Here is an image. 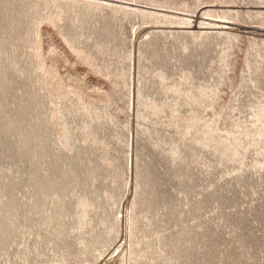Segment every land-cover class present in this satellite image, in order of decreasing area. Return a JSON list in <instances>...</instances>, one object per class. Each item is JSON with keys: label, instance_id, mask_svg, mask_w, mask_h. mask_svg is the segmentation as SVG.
I'll return each mask as SVG.
<instances>
[{"label": "rangeland", "instance_id": "obj_1", "mask_svg": "<svg viewBox=\"0 0 264 264\" xmlns=\"http://www.w3.org/2000/svg\"><path fill=\"white\" fill-rule=\"evenodd\" d=\"M0 264H264V0H0Z\"/></svg>", "mask_w": 264, "mask_h": 264}, {"label": "bare ground", "instance_id": "obj_2", "mask_svg": "<svg viewBox=\"0 0 264 264\" xmlns=\"http://www.w3.org/2000/svg\"><path fill=\"white\" fill-rule=\"evenodd\" d=\"M222 24H225L224 22Z\"/></svg>", "mask_w": 264, "mask_h": 264}]
</instances>
